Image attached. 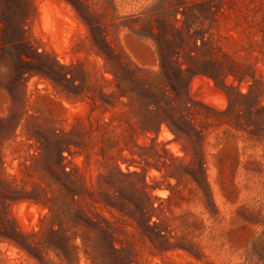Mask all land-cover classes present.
<instances>
[{
  "label": "rangeland",
  "instance_id": "1",
  "mask_svg": "<svg viewBox=\"0 0 264 264\" xmlns=\"http://www.w3.org/2000/svg\"><path fill=\"white\" fill-rule=\"evenodd\" d=\"M159 48L188 82L157 79ZM180 117L194 136L157 123ZM60 182L130 264H264V0H0V264H66L44 243ZM152 210L172 247L127 216Z\"/></svg>",
  "mask_w": 264,
  "mask_h": 264
},
{
  "label": "trees",
  "instance_id": "2",
  "mask_svg": "<svg viewBox=\"0 0 264 264\" xmlns=\"http://www.w3.org/2000/svg\"><path fill=\"white\" fill-rule=\"evenodd\" d=\"M22 41V39L18 40V42ZM23 43L24 42H22V44ZM24 45L28 51V54H24L25 60L23 62L25 64L35 65L36 60H42V56L33 52L28 44L24 43ZM158 57L161 68L160 74L157 77L159 80L161 79V76L164 74V72L166 73V70L164 71V66H162L163 63H165L167 66V73L169 76L167 77L169 81L171 80L175 83L183 84V82H188L189 77H187V74L195 72V70L186 63V59L192 58L189 55H185V60L180 62L178 59H174L175 57H181L178 56V53L171 54L169 51L162 53L159 48ZM183 64L186 65L185 68L182 67ZM54 67L61 69L59 65ZM37 71L38 70L28 69L24 73H27L30 76L31 74L38 73ZM202 71H204L206 75L214 78L211 68H206ZM111 73L115 78L120 79V74H118L116 70H112ZM123 73H125L124 70ZM45 75L49 79L53 80L50 75ZM142 88L143 84L141 89ZM144 92L151 91L150 89H145L143 92H141V94L139 93V95H145ZM122 95L124 96L127 94L126 92H122ZM134 97L137 101L140 100V98H138V94H135ZM134 97L131 96L132 99H134ZM149 108H151L150 104H148V110ZM180 120L184 122V126L188 132L185 130L183 131V128L174 126V124L167 119L158 120L157 123L159 126H161L162 123H165L177 138L182 136H194L195 130L189 124H187L183 118L180 117ZM136 175L137 174L135 172L123 174L119 171L116 174V176L120 178ZM111 181H113L111 183L114 185L117 182V178L114 177ZM60 183L57 184L60 190V196L54 197L53 199H48L47 202L43 203L48 209V215L45 217V219L48 220L50 224V226L45 231V237H48V239H46L44 242L46 247L52 249L59 258H62L65 261L66 264H75L79 249L83 251L84 255L87 256L92 264H130V252L124 248L118 249L115 247L113 231L111 230L110 224L104 219H101L97 216L94 218L78 210L74 205V198L77 195L76 192H74L69 185H65L63 182ZM198 186L203 191L202 186L199 184ZM103 205L107 206V204ZM108 206L116 209L114 205L109 204ZM153 212L154 210H152L151 213L140 212L138 214H129L127 216L135 222L138 218L144 220L145 228L150 232L148 238L152 242L155 250L172 247L173 245L170 243L169 237L163 233L165 230L161 229L158 216H156ZM153 217L156 218L154 221H152ZM150 221H152V223H150ZM72 227H80L81 233L79 234L76 231L72 232ZM143 235L145 236V234ZM77 238L80 240L79 244H76ZM40 262L41 264H53L50 261L41 260Z\"/></svg>",
  "mask_w": 264,
  "mask_h": 264
},
{
  "label": "bare ground",
  "instance_id": "3",
  "mask_svg": "<svg viewBox=\"0 0 264 264\" xmlns=\"http://www.w3.org/2000/svg\"><path fill=\"white\" fill-rule=\"evenodd\" d=\"M213 96V95H212ZM215 104V103H214Z\"/></svg>",
  "mask_w": 264,
  "mask_h": 264
}]
</instances>
